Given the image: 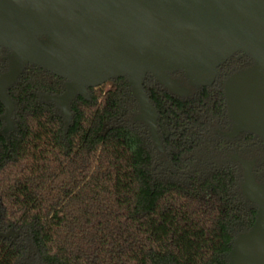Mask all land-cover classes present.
<instances>
[{
	"label": "trees",
	"instance_id": "trees-1",
	"mask_svg": "<svg viewBox=\"0 0 264 264\" xmlns=\"http://www.w3.org/2000/svg\"><path fill=\"white\" fill-rule=\"evenodd\" d=\"M8 53L0 47L1 72ZM253 63L237 52L208 85L167 71L184 93L148 73L161 148L136 118L127 75L78 93L67 122L44 97L67 78L26 64L8 87L11 126L0 100V264H227L258 212L243 191L244 161L264 186V137L230 135L224 91Z\"/></svg>",
	"mask_w": 264,
	"mask_h": 264
},
{
	"label": "water",
	"instance_id": "water-1",
	"mask_svg": "<svg viewBox=\"0 0 264 264\" xmlns=\"http://www.w3.org/2000/svg\"><path fill=\"white\" fill-rule=\"evenodd\" d=\"M46 34L41 41L37 35ZM10 49L0 71V100L11 126L14 102L8 94L33 63L67 78L61 94H45L68 122L70 100L87 87L127 75L139 102L136 118L157 133L156 107L144 90L151 73L172 91L184 93L167 71L182 69L192 82L212 83L217 67L237 51L251 67L231 74L224 91L234 122L231 136L252 131L264 137V0H0V47ZM243 191L258 204L256 220L241 233L227 264H264V186L244 161Z\"/></svg>",
	"mask_w": 264,
	"mask_h": 264
},
{
	"label": "rangeland",
	"instance_id": "rangeland-1",
	"mask_svg": "<svg viewBox=\"0 0 264 264\" xmlns=\"http://www.w3.org/2000/svg\"><path fill=\"white\" fill-rule=\"evenodd\" d=\"M242 52H243V51H242ZM236 53H237V52H236ZM245 53H246V52H245ZM234 54H235V53H234ZM234 54H233V55H234ZM247 54H248V53H247ZM248 55H249V54H248ZM249 56H250V55H249ZM250 57H251V56H250ZM252 59H253V58H252ZM253 60H254V59H253ZM108 83H109V82H108ZM107 85H109V84H107Z\"/></svg>",
	"mask_w": 264,
	"mask_h": 264
},
{
	"label": "flooded vegetation",
	"instance_id": "flooded-vegetation-1",
	"mask_svg": "<svg viewBox=\"0 0 264 264\" xmlns=\"http://www.w3.org/2000/svg\"><path fill=\"white\" fill-rule=\"evenodd\" d=\"M2 47V46H1ZM9 49V48H8ZM9 52H10V49H9ZM237 52H241V51H237Z\"/></svg>",
	"mask_w": 264,
	"mask_h": 264
}]
</instances>
